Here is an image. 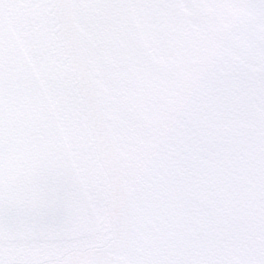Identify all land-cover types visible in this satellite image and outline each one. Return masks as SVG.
Here are the masks:
<instances>
[{
	"label": "snow or ice",
	"instance_id": "1",
	"mask_svg": "<svg viewBox=\"0 0 264 264\" xmlns=\"http://www.w3.org/2000/svg\"><path fill=\"white\" fill-rule=\"evenodd\" d=\"M0 264H264V0H0Z\"/></svg>",
	"mask_w": 264,
	"mask_h": 264
}]
</instances>
